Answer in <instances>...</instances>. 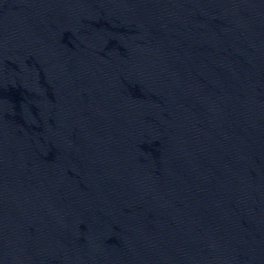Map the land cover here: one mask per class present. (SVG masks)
Listing matches in <instances>:
<instances>
[{"label":"water","instance_id":"obj_1","mask_svg":"<svg viewBox=\"0 0 264 264\" xmlns=\"http://www.w3.org/2000/svg\"><path fill=\"white\" fill-rule=\"evenodd\" d=\"M0 264H54L1 166Z\"/></svg>","mask_w":264,"mask_h":264}]
</instances>
